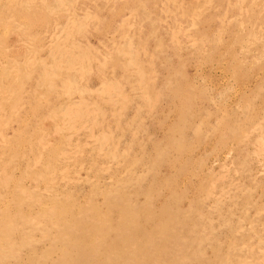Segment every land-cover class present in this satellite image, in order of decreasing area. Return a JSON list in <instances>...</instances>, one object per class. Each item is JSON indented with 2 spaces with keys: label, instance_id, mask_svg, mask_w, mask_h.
<instances>
[{
  "label": "rangeland",
  "instance_id": "obj_1",
  "mask_svg": "<svg viewBox=\"0 0 264 264\" xmlns=\"http://www.w3.org/2000/svg\"><path fill=\"white\" fill-rule=\"evenodd\" d=\"M0 264H264V0H0Z\"/></svg>",
  "mask_w": 264,
  "mask_h": 264
}]
</instances>
